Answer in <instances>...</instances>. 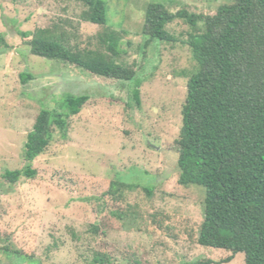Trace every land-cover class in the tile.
<instances>
[{
    "label": "rangeland",
    "instance_id": "374dc122",
    "mask_svg": "<svg viewBox=\"0 0 264 264\" xmlns=\"http://www.w3.org/2000/svg\"><path fill=\"white\" fill-rule=\"evenodd\" d=\"M104 1L107 27L121 39L117 61L139 78V106L132 82L30 53L31 37L21 33L44 28L69 48L102 51V28L80 19L82 5L0 0V264H245L243 253L227 261L230 252L197 244L204 191L177 182L181 109L194 70L183 42L191 29L174 20L166 29L176 42L145 47L142 33L149 3L213 15L231 0ZM22 73L32 79L22 84ZM65 94L90 99L68 120L65 137L56 131L33 161L35 176L8 183L2 174L24 167L23 145L37 114L61 111ZM114 180L131 186L120 198L106 193Z\"/></svg>",
    "mask_w": 264,
    "mask_h": 264
},
{
    "label": "trees",
    "instance_id": "16d2710c",
    "mask_svg": "<svg viewBox=\"0 0 264 264\" xmlns=\"http://www.w3.org/2000/svg\"><path fill=\"white\" fill-rule=\"evenodd\" d=\"M70 1L85 8L80 14L83 22L102 28L97 38L103 50L69 48L44 28L21 33L23 38L31 37L30 53L102 78L132 82L131 98L139 106L140 81L133 66L117 61L121 39L107 27L106 2ZM174 20L191 29L183 42L190 50L194 70L187 77L181 109L177 182L204 191L196 242L230 252L227 261L243 253L245 264H264V0H231L213 15L185 9L172 13L162 3H149L142 26L144 47L154 41L176 42L166 29ZM20 79L25 84L32 76L22 73ZM89 99L85 94H65L61 111L41 109L23 145L24 167L5 170L2 178L10 184L22 177L32 179L36 174L33 161L46 150L56 131L65 137L68 120ZM129 188L114 180L106 193L120 198ZM212 263L195 260L184 264Z\"/></svg>",
    "mask_w": 264,
    "mask_h": 264
}]
</instances>
